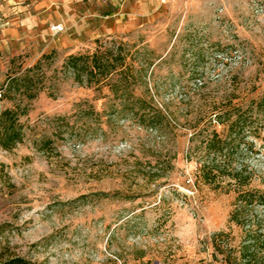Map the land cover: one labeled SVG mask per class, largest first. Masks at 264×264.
I'll return each mask as SVG.
<instances>
[{
  "label": "rangeland",
  "instance_id": "374dc122",
  "mask_svg": "<svg viewBox=\"0 0 264 264\" xmlns=\"http://www.w3.org/2000/svg\"><path fill=\"white\" fill-rule=\"evenodd\" d=\"M109 37L147 66L129 99L65 69ZM48 55L36 98L0 92L22 138L0 126V264H227L239 195L264 192V0H0V84ZM214 131L228 172L208 183Z\"/></svg>",
  "mask_w": 264,
  "mask_h": 264
},
{
  "label": "trees",
  "instance_id": "16d2710c",
  "mask_svg": "<svg viewBox=\"0 0 264 264\" xmlns=\"http://www.w3.org/2000/svg\"><path fill=\"white\" fill-rule=\"evenodd\" d=\"M95 44L94 51L71 55L65 63L66 71L72 73L75 82L81 86L94 87L99 91L109 87L115 97L129 99L131 95L129 86L143 80L147 66L145 63L136 64L137 52L133 53L128 48V43H124L123 40L109 37L97 39ZM49 58L51 55L44 56L37 65L27 69L23 75L10 78L6 84H0V92L4 93L2 97L8 98L13 93L23 90L29 97L36 98L41 91L36 81L40 76L43 62ZM251 110L264 113V96L252 101ZM14 116L15 113L12 110H6L0 115V126L4 129L2 144L6 149H11L22 140L20 131L16 128ZM214 118L220 124H230V128L244 119L239 117L237 121H232L231 115L219 112L215 113ZM210 136L207 139V148L214 156L212 157L210 153L208 159L199 158L202 164L198 169L208 183L228 172V166H224L223 159H220L223 156L226 141L216 131ZM235 178L241 180L242 185H248L246 180ZM260 207H264V192L251 190L239 195L231 221L243 228L246 237L235 251L236 254L225 258L227 264H264V235L253 223L254 213ZM9 264L31 263L19 259Z\"/></svg>",
  "mask_w": 264,
  "mask_h": 264
},
{
  "label": "built area",
  "instance_id": "2783aa9c",
  "mask_svg": "<svg viewBox=\"0 0 264 264\" xmlns=\"http://www.w3.org/2000/svg\"><path fill=\"white\" fill-rule=\"evenodd\" d=\"M177 0H163V2L165 3H172V2H176ZM186 1H197V0H186Z\"/></svg>",
  "mask_w": 264,
  "mask_h": 264
}]
</instances>
